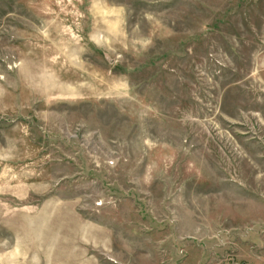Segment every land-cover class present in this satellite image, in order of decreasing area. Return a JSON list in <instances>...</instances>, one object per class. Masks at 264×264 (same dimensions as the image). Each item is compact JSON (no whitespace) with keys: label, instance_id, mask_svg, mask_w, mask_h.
<instances>
[{"label":"rangeland","instance_id":"374dc122","mask_svg":"<svg viewBox=\"0 0 264 264\" xmlns=\"http://www.w3.org/2000/svg\"><path fill=\"white\" fill-rule=\"evenodd\" d=\"M0 264H264V0H0Z\"/></svg>","mask_w":264,"mask_h":264}]
</instances>
